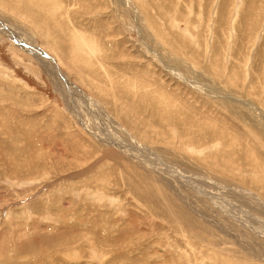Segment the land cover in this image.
<instances>
[{"label":"rangeland","instance_id":"obj_1","mask_svg":"<svg viewBox=\"0 0 264 264\" xmlns=\"http://www.w3.org/2000/svg\"><path fill=\"white\" fill-rule=\"evenodd\" d=\"M0 25V264H264V0H0Z\"/></svg>","mask_w":264,"mask_h":264},{"label":"bare ground","instance_id":"obj_2","mask_svg":"<svg viewBox=\"0 0 264 264\" xmlns=\"http://www.w3.org/2000/svg\"><path fill=\"white\" fill-rule=\"evenodd\" d=\"M0 28L2 29V26H1V25H0ZM15 40H16V39H15ZM17 43H18V42H17ZM19 44H20V43H19ZM25 44H26V48H27V49H25V50H27L29 53H31V54L37 56L35 52H32V51L30 50L31 47L26 43V41H25ZM21 45H22V44H21ZM22 46H23V45H22ZM34 46H35V45H34ZM23 47H25V46H23ZM36 48H37V47H36ZM28 52H27V53H28ZM44 60H47V59H44ZM59 75H60V74H59ZM60 76L62 77V75H60ZM62 79H63V81H65L63 77H62ZM68 85H69V84H68ZM70 87H73V86H70ZM74 90H75V89H74ZM221 93H222V92H220V94H221ZM220 94H219V95H220ZM222 95H223V94H222ZM83 98H84V97H83ZM79 99H80V98H79ZM88 100L91 101V103H89V106H90L91 108H92V106H93V108H94L95 106H97V105H95V106L93 105L94 103L92 102V100H91L90 98H89ZM227 100H228V99H227ZM239 101H240V100H239ZM91 105H92V106H91ZM93 108H92V109H93ZM95 108H96V107H95ZM94 110H95V109H94ZM98 110H99V109H98ZM98 110H96V111H98ZM98 112H99V111H98ZM98 112H97V114H98ZM250 113H251V111H250ZM100 115H101V114H100ZM96 116H97V115H96ZM102 116H103V115H102ZM259 116H260V115H259ZM108 118H109V117H108ZM99 120H100V119H99ZM260 120H261V119H260ZM97 121H98V120H97ZM104 122H105V120H104ZM106 122H107V120H106ZM261 122H262V121H261ZM105 124H106V123H105ZM110 125H111V124H110ZM110 125H108V126H110ZM116 128H117V127H116ZM119 131H120V130H119ZM105 132H106V131H105ZM106 134H107V133H106ZM109 134H110V133H109ZM110 136H111V135H110ZM103 138H104V137H103ZM106 138H107V137H106ZM130 139H131V138H130ZM109 141H110V140H109ZM114 141H115V140H114ZM111 142H112V141H111ZM134 142H135V141H134ZM107 143L109 144V142H107ZM114 143H115V142H114ZM119 143H120V141H119ZM121 143H122V141H121ZM111 144H112V143H111ZM123 145H124V144H118V143H115L114 146H118L119 149L122 148L123 151H128V152H131V151H132V150H129V149H128L129 147H128L126 144H125L124 146H123ZM137 145L140 146L138 143H136V145H134V146L137 148V147H138ZM109 146H110V145H109ZM109 146H108V147H109ZM125 146H127L128 148H126ZM140 147H141V146H140ZM111 148H114V147L112 146ZM141 148H142V147H141ZM116 149H118V148H116ZM119 149H118V150H119ZM144 149H145V148H144ZM112 150H113V149H112ZM137 150H138V149H137ZM137 150H136V151H137ZM110 152H112V151L110 150ZM133 152H134V151H133ZM145 152H146V151H145ZM149 152H150V151H149ZM149 152L147 153V155L150 154ZM124 154H126V153H124ZM139 156H140V155H139ZM152 156H153V154L151 155V157H152ZM157 157H158V156H157ZM161 167H162V166H161ZM148 168H149V167H148ZM169 168H170V167H169ZM163 170H164V169H163ZM217 199H218V198H217ZM217 204H218V203H217ZM257 204L259 205V207L264 208V204L261 203V200H258V203H257ZM241 208H242V207H241ZM243 220H244V219H243ZM255 228H256V227H255ZM258 233H259V232H258ZM263 237H264V234H263Z\"/></svg>","mask_w":264,"mask_h":264}]
</instances>
